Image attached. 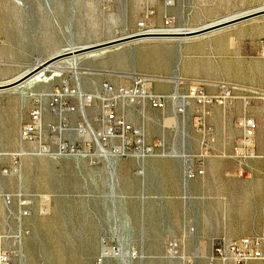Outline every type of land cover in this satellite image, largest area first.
<instances>
[{"label":"rangeland","instance_id":"obj_1","mask_svg":"<svg viewBox=\"0 0 264 264\" xmlns=\"http://www.w3.org/2000/svg\"><path fill=\"white\" fill-rule=\"evenodd\" d=\"M258 10H264V0H0V82L19 78L70 46L151 28L197 29ZM190 39L133 41L80 56L78 77L69 69L52 80L30 79L0 91V234L8 236L2 243L14 251L11 264H123L115 256L102 257L103 244L128 253L129 264H209L217 239L238 240L242 237L229 233L255 228V222L238 216L246 190L236 183L264 176L252 168L264 163V13ZM134 73L155 79L150 90L167 96L165 109L139 98L118 100L113 113L136 131L142 128L144 147H153L154 156H140L133 131L125 153L117 149L120 138L102 141L104 153L80 136L81 125L87 122L103 134L104 85L130 87ZM177 76L178 84L172 79ZM193 83L209 95L223 94L222 83L238 90L224 104L204 109L186 98ZM65 85L93 96V102L82 108L80 98L68 100L74 108L66 115L70 130L63 131L66 148L60 154V136L52 137L51 131L58 120L50 115L49 103L50 94ZM176 92L188 102L184 112L177 110ZM231 102L240 106L242 117L226 125L232 147L223 149L216 146V132L223 137L224 120L208 118L212 108ZM38 106L46 111L42 142L25 141L21 128ZM251 115L259 121L253 139L258 157L238 158L240 122ZM74 146L80 151L74 153ZM201 167L204 174L196 172ZM3 194L14 196L15 215ZM21 194L30 200L31 215L20 221V235ZM41 195L51 198L45 210ZM171 242L177 249H170Z\"/></svg>","mask_w":264,"mask_h":264},{"label":"built area","instance_id":"obj_2","mask_svg":"<svg viewBox=\"0 0 264 264\" xmlns=\"http://www.w3.org/2000/svg\"><path fill=\"white\" fill-rule=\"evenodd\" d=\"M134 84L129 86H120L119 88H114L109 84L104 85L105 96L102 98L103 101V118L105 124H107L106 133L103 135V141H108L112 139V136L123 139L126 143L129 142L127 134L133 131L138 135L133 126L128 124L124 117H115L113 113V107L118 100H133L146 99L149 103L157 109H165L167 96L161 93H153L150 90L152 86V76L133 74ZM147 86L148 91L143 90V87ZM221 88L224 89L223 94L209 95L206 89L200 83H193L188 90V95L186 98L195 100L204 109L217 102L219 104H224L227 100L234 98L233 91L238 90L237 85H229L222 83ZM70 98H80L82 108L88 107L93 102V96L82 95L80 91L69 85L63 86L59 90H55L50 94V115L54 116L58 120V124L51 127V131L56 135L52 137L60 136L59 141H57V151L58 153H63L65 150V145L61 139L63 131L68 129L66 126L68 124L67 113L73 111L74 105L69 103ZM188 104V102H186ZM186 104L180 106L177 109L179 112H184ZM207 113V111H206ZM46 118V111L43 107H35L31 113L29 119L24 123L21 128L20 137L25 141H36L42 142L43 134L45 133L44 123ZM107 121V122H106ZM240 125L243 129V137L240 140L239 145L236 148V156L238 158H254L258 157L253 151V139L259 129V123L253 117H245L241 120ZM66 131V130H65ZM120 131V134H118ZM125 143V144H126ZM137 143V142H136ZM138 144V143H137ZM89 145V144H88ZM91 146V145H89ZM46 149V146H42ZM144 155L147 157L153 155V147H144ZM91 147L88 152H90ZM244 150H247V155L244 154ZM74 153L79 152L78 148L72 147ZM116 152V150H114ZM140 152V145H139ZM264 159V156H260ZM198 174H204V168H199L196 170ZM189 175L193 174V171L188 168ZM239 175H243V171L239 172ZM263 192H262V207H261V228L260 231L253 236H244L238 240L228 241L225 238L217 239L212 245V251L207 257L209 264H249L251 262H259L264 264V176H263ZM41 200L43 202V209L45 210L50 204V196L41 195ZM3 203L9 208L11 215H15L11 206L14 202V196L11 194H3ZM19 213L17 219L19 220V233L20 235L24 232V228L21 226L20 221L23 218L29 217L31 215L30 200L27 196L19 195ZM8 236L0 234V264H11L14 251L3 245L2 240L7 239ZM170 249H177L178 244L175 242L170 243ZM133 255H136L134 253Z\"/></svg>","mask_w":264,"mask_h":264},{"label":"water","instance_id":"obj_3","mask_svg":"<svg viewBox=\"0 0 264 264\" xmlns=\"http://www.w3.org/2000/svg\"><path fill=\"white\" fill-rule=\"evenodd\" d=\"M264 13V10H260L257 12L248 13L242 16L233 17L231 19H227L224 21H220L211 25L204 26L202 28L196 29V30H188L184 31L180 34H167V33H137L132 35H127L122 38H115L106 42L87 45V46H79L75 48H67L63 50L62 52H59L44 61L37 63L35 66H33L31 69H29L28 72H25L22 76L19 78L8 82V83H0V91H5L8 89H12L14 87H17L19 85H22L26 81L30 80L33 76H35L37 73L42 71L43 69L53 65L56 62H59L61 60L67 59V58H74V57H80L85 55H90L92 53H96L98 51L104 50V49H111L117 46H121L123 44H127L133 41H139L143 39H168V38H175V39H190V38H197L209 33H213L219 30H223L225 28H228L230 26H233L235 24L244 22L246 20L255 18L261 14Z\"/></svg>","mask_w":264,"mask_h":264},{"label":"bare ground","instance_id":"obj_4","mask_svg":"<svg viewBox=\"0 0 264 264\" xmlns=\"http://www.w3.org/2000/svg\"><path fill=\"white\" fill-rule=\"evenodd\" d=\"M259 11V10H258ZM231 18H233V17H228V18H224V19H222V20H218V21H215V22H213V23H210V24H208V25H211V24H214V23H217V22H220V21H224V20H227V19H231ZM206 26H207V24H206ZM197 29H199V28H197ZM189 30H196V29H189ZM184 31H188V29H186V30H184V29H166V28H161V29H148V30H144V31H140L139 33L140 34H142V33H157V32H161V33H167V34H180V33H182V32H184ZM220 31H222V30H219V31H216V32H220ZM216 32H213V33H216ZM136 34V33H135ZM128 34H126V35H124V36H127ZM124 36H122V37H124ZM122 37H119V38H122ZM172 39H175V38H172ZM145 40V39H144ZM153 40V39H152ZM191 40V39H190ZM108 41V40H107ZM133 43V42H132ZM85 46H87V45H85ZM123 46V45H122ZM69 47V46H68ZM75 47H79V46H70L69 48H75ZM120 48V47H119ZM63 50H65V49H63ZM62 50V51H63ZM108 49H104V50H101V51H98V52H96V53H92V54H90L89 55V57H91V56H97L98 54H100V53H104V52H106ZM62 51H60V52H62ZM59 53V52H58ZM79 58L80 57H74V58H67V59H64V60H61V61H59V62H56V63H54L53 65H51V66H49V67H47V68H45V69H43L42 71H40L39 73H37L35 76H33L31 79L32 80H35L36 82H45V81H48V80H52V79H55V78H58L59 76H61V73L64 71V70H72V72H74V73H76V76L78 75L77 73H78V69H79V67H78V62H79ZM93 58V57H92ZM81 69V68H80ZM29 70H27L26 72H28ZM23 73H25V72H23ZM21 75V74H20ZM22 76V75H21ZM78 77V76H77ZM159 77V76H158ZM156 78V77H155ZM164 79V78H163ZM172 79L175 81V83L176 84H178L179 82H178V80H179V78H178V76L177 77H172ZM155 80V79H154ZM160 81L162 80L161 79V77H160V79H159ZM169 80V79H168ZM11 81V80H10ZM9 81V82H10ZM163 81V80H162ZM165 81H166V79H165ZM1 83V82H0ZM7 83V82H6ZM33 83V82H32ZM143 90H145V91H148V87L147 86H145V87H143ZM264 91V90H263ZM5 92V91H4ZM8 92V91H7ZM0 93H2V92H0ZM174 94H177V92L176 93H174ZM173 97V99L174 100H176L177 101V105H180V106H182V105H184L185 103H186V101H185V97H183V96H178V94L176 95V96H172ZM83 113V112H82ZM87 121V120H86ZM82 124H84V123H82ZM66 131H68V130H70V128L69 129H65ZM106 130L107 129H105L104 130V132H103V134H99V133H97V131H94L93 130V128L92 127H90L89 125H88V123L86 122V124H84V125H81V129H80V131H81V134H80V136H83V137H85L86 138V140L87 141H89V142H93V143H95V144H97V145H99L98 147L100 148V150L102 151V144H103V135L106 133ZM140 132H138V139H137V143L138 144H140L141 146H140V152H139V154H140V156H142V157H144L145 155V153H144V139H143V130H142V128L139 130ZM112 138H117V137H114V136H112ZM59 139L60 138H58L57 139V141H59ZM101 142V143H100ZM126 142L125 141H122V144L121 145H119L118 146V150L121 152V153H125V149H126V144H125ZM90 145V144H89ZM41 151L42 152H49V150L46 148V149H44V148H42L41 149ZM85 151H87L88 152V147H86V149H85ZM103 152H104V149H103ZM105 153V152H104ZM174 155V154H173ZM177 157L179 156V155H177V154H175ZM183 155V154H182ZM151 156H154V153H153V155H151ZM182 157V156H181ZM114 163V162H113ZM112 165V164H111ZM112 167H113V165H112ZM114 170V169H113ZM113 170H111V172L112 173H114V171ZM114 175V174H113ZM189 231V230H188ZM128 254V253H127ZM127 254H125L122 250H119L118 252L117 251H114V250H112L109 246H107L106 244H103V248H102V252H101V256L102 257H105V258H107V257H111V256H115V257H117L118 259H120L121 261H122V263L123 264H129V259H127Z\"/></svg>","mask_w":264,"mask_h":264},{"label":"crops","instance_id":"obj_5","mask_svg":"<svg viewBox=\"0 0 264 264\" xmlns=\"http://www.w3.org/2000/svg\"><path fill=\"white\" fill-rule=\"evenodd\" d=\"M212 114L208 118V120H211V118H217L221 117L224 120L225 126L223 131V137L219 133L216 132V146L223 149H229L232 147V144L227 141L226 137V125L230 123L231 125L241 119L242 112L240 109V106H238L235 102H231L229 104H226L225 106H216L212 108ZM256 119L253 115L249 116ZM257 120V119H256ZM257 122H259L257 120ZM216 131V128H215ZM253 171L256 174H263L264 175V163L263 165H254ZM240 171H243V174L245 173V169H241ZM239 171V172H240ZM239 175V174H238ZM263 178V177H262ZM241 190H246L245 194L242 191L241 194L246 195V202H243V198H241V202L239 205V212L238 216L240 219H244L246 221H251L252 224L255 222V228L252 230H243L241 232H230L229 235L232 237H244V236H253L257 234L260 231L261 228V207H262V192H263V180L259 178H256L253 181L248 180H241L236 183ZM217 211L221 212L223 215L224 209L222 207H219ZM254 214L256 217H254ZM232 221V220H231ZM249 264H260L259 262H251Z\"/></svg>","mask_w":264,"mask_h":264}]
</instances>
